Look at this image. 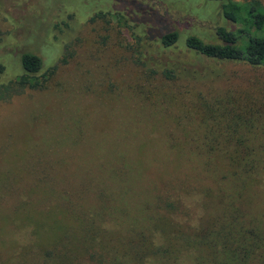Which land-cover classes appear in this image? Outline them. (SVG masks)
I'll use <instances>...</instances> for the list:
<instances>
[{
	"label": "rangeland",
	"instance_id": "obj_1",
	"mask_svg": "<svg viewBox=\"0 0 264 264\" xmlns=\"http://www.w3.org/2000/svg\"><path fill=\"white\" fill-rule=\"evenodd\" d=\"M219 11L218 0H0V64L14 74L19 55L32 52L46 76L40 88L0 99V220L7 217L2 204L16 209L30 200L21 205L31 204L24 207L40 219L47 205L56 209L45 200L51 189L70 185L73 197L85 191L91 202L103 183L112 196L123 191L117 183L128 184L133 193L124 191L121 201L130 197L125 208L135 215L143 199L183 177L189 194L172 217L198 223L216 200L207 190L213 184L201 138L218 132L233 140L217 150L258 157L252 205L264 213V66L208 61L180 45L154 51L166 30L216 42ZM172 153L180 158L171 163ZM11 188L16 193L8 195ZM28 226L20 219L7 226L16 243L0 248L3 258H15L33 237Z\"/></svg>",
	"mask_w": 264,
	"mask_h": 264
},
{
	"label": "trees",
	"instance_id": "obj_2",
	"mask_svg": "<svg viewBox=\"0 0 264 264\" xmlns=\"http://www.w3.org/2000/svg\"><path fill=\"white\" fill-rule=\"evenodd\" d=\"M218 1L221 23L213 30L216 42L192 34L179 37L177 31L166 30L157 35L159 48L154 51H174L180 45L191 55L208 61L241 60L249 65L264 66V4L260 0ZM104 14L112 13H94L96 17ZM113 15L117 22L125 24L121 12L116 10ZM151 38L150 32L147 39ZM41 68V57L32 52L19 55L14 74L0 64V78L4 79L0 82V99L25 88H40L46 79ZM163 75L172 77L168 70H164ZM220 130V127L216 129ZM201 140L207 149L203 170L214 188L209 186L207 190L216 200L213 212L200 218L198 223H180L172 217L183 194H189L188 178H175L177 185L166 181L165 188H159L142 200L135 215H129L125 208L131 198L125 199L127 206L121 201L124 191L133 193L131 188L125 187L128 184L117 183L116 189L121 187L123 191L118 190L113 196L104 183L92 185L99 192L91 202L84 196L85 191L76 192L73 197L71 186L65 185L47 192L45 200H54L56 209L47 205L41 220L24 207L31 204L21 205L30 200H20L21 207L16 205L17 210L2 204V215L7 217L0 220V248L5 249L15 242L7 226L16 227L19 219L29 224L33 237L21 243L15 258H3L0 253V264H264V213L260 207L252 205L258 200L256 190L252 193L256 179L258 181L255 167L258 157L248 152L217 150L221 142L233 140L231 133L204 134ZM179 158L172 153L168 161L176 162ZM163 170L164 167H159L156 171ZM128 171L131 175L130 169ZM6 172L16 176L13 171ZM47 173L49 176L48 170ZM9 178L17 179H5ZM63 187L68 189L60 193ZM15 193L11 188L7 194ZM122 220L126 221L125 225L121 224ZM109 222L114 226L118 223L119 228H109Z\"/></svg>",
	"mask_w": 264,
	"mask_h": 264
}]
</instances>
